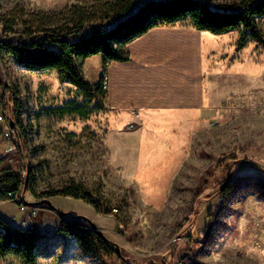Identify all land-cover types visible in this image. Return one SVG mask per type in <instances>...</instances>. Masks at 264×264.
Instances as JSON below:
<instances>
[{
  "label": "rangeland",
  "instance_id": "rangeland-1",
  "mask_svg": "<svg viewBox=\"0 0 264 264\" xmlns=\"http://www.w3.org/2000/svg\"><path fill=\"white\" fill-rule=\"evenodd\" d=\"M97 1L0 0V39L6 21L16 19L13 31L23 33L31 13L62 17ZM98 59L86 61L87 81L99 79ZM0 68L8 80L4 87L0 79V115L14 119L17 145L8 154L0 132V169L24 173L30 166L40 192L75 180L116 209L104 216L81 200L48 199L68 222L90 220L120 249L88 254L74 236H47L40 206L0 202L3 219L19 227L26 221L40 234L41 264H264V89L254 77L249 89L226 97L215 111L144 117L133 155L114 154L109 136L136 133L127 126L138 122L139 112L120 122L105 99L59 82L55 71L30 72L7 57ZM65 107L72 112H51ZM0 264L18 263L0 258Z\"/></svg>",
  "mask_w": 264,
  "mask_h": 264
},
{
  "label": "trees",
  "instance_id": "trees-1",
  "mask_svg": "<svg viewBox=\"0 0 264 264\" xmlns=\"http://www.w3.org/2000/svg\"><path fill=\"white\" fill-rule=\"evenodd\" d=\"M263 19L264 0H98L89 8L73 6L62 17L31 13L30 19L24 21L27 29L23 33L13 31L16 19L6 21L1 32L0 60L7 57L30 72L55 71L59 82L83 89L89 98L99 102L106 96L103 79L110 64L129 62L127 45L152 29L192 26L214 35L238 31L236 51H241L250 40L264 47L260 24ZM95 56L102 58L103 72L99 82L91 85L82 70L86 61ZM51 112L64 115L72 111L65 107ZM3 161L0 159V165ZM37 180L30 166L24 178L17 169H0V202L14 203L15 197L10 194L17 195L22 187L20 204L24 206L28 205L23 197L29 193L35 201L55 196L81 200L104 216L113 209L103 203L100 191H89L75 180L41 192ZM40 207L54 212L44 204ZM66 216L67 213L59 216L58 233L74 236L84 252L92 254L94 248L109 254L114 250L105 236L87 233L94 229L90 220L78 216L82 222H68ZM40 238L33 226L27 230L14 227L0 215V258H14L18 264H38Z\"/></svg>",
  "mask_w": 264,
  "mask_h": 264
},
{
  "label": "crops",
  "instance_id": "crops-1",
  "mask_svg": "<svg viewBox=\"0 0 264 264\" xmlns=\"http://www.w3.org/2000/svg\"><path fill=\"white\" fill-rule=\"evenodd\" d=\"M260 24L264 29V19ZM239 36L238 31L214 35L192 26L161 27L128 44L130 61L114 62L108 67L103 105L120 122L131 118L133 112L142 117L136 123V133L110 134L114 154L138 153L144 117L215 111L226 97L249 89L251 77L264 89V47L250 40L243 50L236 52ZM95 57L99 58L100 77L88 81L91 85L99 82L103 72L102 58ZM40 211L41 230L60 227L57 213Z\"/></svg>",
  "mask_w": 264,
  "mask_h": 264
},
{
  "label": "built area",
  "instance_id": "built-area-1",
  "mask_svg": "<svg viewBox=\"0 0 264 264\" xmlns=\"http://www.w3.org/2000/svg\"><path fill=\"white\" fill-rule=\"evenodd\" d=\"M108 70V69H107ZM0 79H2V85H4V87H6L8 80L6 78V75L4 73V71L0 68ZM108 73L104 76L103 79V85H104V90H107V86H108ZM134 118H139V113L138 112H134ZM11 121H13V119H8L6 118L5 115H0V132L5 140V142L7 143V149L6 152L8 154H12L15 153L17 150V145H16V128H12L11 126ZM137 126L136 121L133 120L128 126V130H132L135 129ZM25 176V172L23 173V178ZM21 191H22V187L20 188V192L17 195H13L10 194V197H15L14 203L17 204L18 206L22 207V209H25L26 207L24 205L20 204V196H21ZM115 212L116 209L113 208L111 209L110 212ZM37 215V210H32L31 216H36ZM30 227V225L27 224V222H23V226L22 228L27 230ZM93 232H96V230H92ZM56 232H58L57 229L54 228H48L45 229V233L47 236H51L53 234H55Z\"/></svg>",
  "mask_w": 264,
  "mask_h": 264
},
{
  "label": "water",
  "instance_id": "water-1",
  "mask_svg": "<svg viewBox=\"0 0 264 264\" xmlns=\"http://www.w3.org/2000/svg\"><path fill=\"white\" fill-rule=\"evenodd\" d=\"M11 126H12V128H16V126L14 125V122H13V121H11ZM23 201H24L29 207L41 206L42 204H44V205H46V206H48V207H50V208H53L54 212L57 213L58 216L64 215V213L57 211L56 208L51 204V202H50L48 199H44V200H41V201H35V202H27V201L25 200V198L23 197ZM93 226H94V230H96V232H98V233H100L101 235H103L101 231L97 230V228H96L95 225H93ZM103 236H104V235H103ZM111 243H112V242H111ZM112 245H113V246H116V250H117V252L119 253V252H120L119 247H118L117 245H115L114 243H112Z\"/></svg>",
  "mask_w": 264,
  "mask_h": 264
}]
</instances>
